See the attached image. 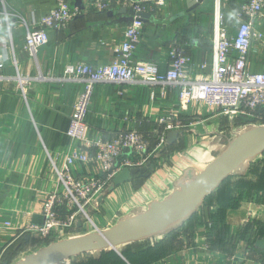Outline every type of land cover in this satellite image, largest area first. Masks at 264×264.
I'll use <instances>...</instances> for the list:
<instances>
[{
    "label": "crops",
    "instance_id": "obj_1",
    "mask_svg": "<svg viewBox=\"0 0 264 264\" xmlns=\"http://www.w3.org/2000/svg\"><path fill=\"white\" fill-rule=\"evenodd\" d=\"M189 1L165 0L151 12L152 17L144 22L135 58L156 62L161 71H166L168 51L179 44L191 58L190 75L209 78L216 69L219 28L225 24L235 29L238 10L247 0H204L192 11L188 10ZM56 4L57 0H0V62L4 63L0 68V264H13L11 259L22 255L27 243L30 249L44 244H30L40 238L19 229L42 221L44 194L58 183L51 158L61 166L65 154L78 147L67 131L83 85L58 78L68 64L100 66L112 62L128 24L123 19L130 17L128 11H121L123 4L98 10L87 0L79 5L73 0L75 16L65 29L50 32L49 42L35 59L26 48V34ZM4 9L7 15L1 13ZM254 31L260 36L253 41L248 67L262 72L264 11L255 21ZM40 74L55 79L37 78ZM19 76L30 78L24 90ZM179 102L178 89L164 86H95L86 115L87 137L91 140L136 129L148 138L153 149L160 119L174 114L187 126L174 130L180 132L177 139H167L148 163L122 168L105 195L95 201L96 208H90V213L97 215L94 223L80 216L70 234L57 233L53 241L107 229L124 215L164 199L186 169L203 170L243 130L242 125L232 122L231 133L226 132L222 126L225 115L204 109L197 102L181 109ZM263 166L264 154L244 173L229 177L178 228L122 246V253H133L130 259L119 252V257L104 258L101 251L82 254L66 263L90 264L95 259L98 264H264V173L258 170ZM92 169L93 165L77 164L73 170L87 175Z\"/></svg>",
    "mask_w": 264,
    "mask_h": 264
},
{
    "label": "built area",
    "instance_id": "obj_2",
    "mask_svg": "<svg viewBox=\"0 0 264 264\" xmlns=\"http://www.w3.org/2000/svg\"><path fill=\"white\" fill-rule=\"evenodd\" d=\"M87 1L98 10H109L119 3L132 7L136 13L152 12L165 4V0ZM263 11L264 0H247L238 10L235 29L221 25L215 43L216 69L209 78L190 75L191 58L179 44H173L168 51L166 71H161L156 62L137 60L135 52L144 25L138 15L127 24L112 62L100 66L84 62L66 65L58 80L83 85L67 131L78 147L65 154L61 166L51 158L57 173V187L44 194L42 221L28 223L19 229L21 233L53 240L57 233L70 234L80 216L94 223L90 208H96L95 201L105 195L122 168L148 163L167 143L168 132L187 126L174 114L160 119L161 128L153 149L148 138L136 129L121 131L111 138L91 140L87 137L86 115L97 84H142L178 89L181 109H186L190 102H197L204 109L228 116L233 122L245 121L242 127L264 125V71L253 72L248 67L253 41L260 36L254 31V23ZM1 13L6 14V10ZM75 14L73 0H57L56 6L41 17L38 26L28 29L26 48L31 57L36 59L40 48L49 42L50 32L65 29ZM3 66L0 62V68ZM37 78L55 79L42 74ZM29 79L19 76L23 90ZM77 164L93 165L94 169L87 175H79L73 170Z\"/></svg>",
    "mask_w": 264,
    "mask_h": 264
},
{
    "label": "water",
    "instance_id": "obj_3",
    "mask_svg": "<svg viewBox=\"0 0 264 264\" xmlns=\"http://www.w3.org/2000/svg\"><path fill=\"white\" fill-rule=\"evenodd\" d=\"M76 1L79 5L82 0ZM203 1L190 0L188 10H194ZM121 9L122 12L128 11L130 14L129 18L123 19L127 23H131L135 15L140 16L143 22L152 17L151 12L136 13L132 7L128 9L124 6ZM179 134V131L168 132V141H175ZM262 154H264V125H250L237 133L225 149L203 170L198 172L193 167L186 169L175 184V189L164 199L154 200L146 209L124 215L115 225L107 229H97L53 241L27 254L15 264H67L66 261L85 253L108 249L118 251L119 247L126 244L151 239L172 231L191 218L207 197L229 177L236 173H244Z\"/></svg>",
    "mask_w": 264,
    "mask_h": 264
},
{
    "label": "rangeland",
    "instance_id": "obj_4",
    "mask_svg": "<svg viewBox=\"0 0 264 264\" xmlns=\"http://www.w3.org/2000/svg\"><path fill=\"white\" fill-rule=\"evenodd\" d=\"M223 117H225V116H223ZM232 120L228 117V116H226V121L224 122V123H222V126H223V128H224V130L226 131V132H230L231 133V126H232ZM233 123H235V122H233ZM231 125V126H230ZM228 128H230V130H228ZM245 127H243L242 129H244ZM236 130H239V128H236ZM233 131H235V128L233 129ZM232 131V132H233ZM261 169V170H260ZM259 170V172L262 174V173H264V166L262 167V168H259L258 169ZM92 215V218L95 220V218L97 217V215L96 214H94V213H92L91 214ZM53 242V241H52ZM51 243V242H50ZM50 243H48V244H50ZM48 244H46L45 242H44V244L42 245V244H40V245H37V246H35L34 248H32V249H30V248H26L25 250H24V252L22 253V255L20 254V253H18V255L17 256H15V257H13L11 260H12V262H14L13 264H15L19 259H20V257L21 256H24V255H27V254H30V253H32V252H35V251H37L38 249H40L41 247H43V246H46V245H48ZM122 249L123 248H118V251L119 252H121L120 254L122 255V256H124V254L122 253ZM108 251H111V252H113L114 253V255H118L119 253H117V252H115L116 250L114 249V250H112V249H109ZM119 256V255H118Z\"/></svg>",
    "mask_w": 264,
    "mask_h": 264
},
{
    "label": "trees",
    "instance_id": "obj_5",
    "mask_svg": "<svg viewBox=\"0 0 264 264\" xmlns=\"http://www.w3.org/2000/svg\"><path fill=\"white\" fill-rule=\"evenodd\" d=\"M246 122L245 121H243V120H237L236 122H235V124L236 125H238V126H240V125H243V124H245ZM45 242L46 244H48V243H50V242H52L53 240H50V239H47V240H39V239H33V240H31V243L30 244H32V242L34 243V242ZM29 243H27L26 244V246H25V248H27L29 245H28ZM121 248V247H120ZM112 250H114V249H112ZM115 252H117V251H115ZM118 253V252H117ZM123 253H124V251H123ZM103 254H104V258H110V257H119L118 255L116 256V255H114V253L113 252H111V251H105L104 250V252H103ZM124 255L128 258V259H130V258H132V257H134V255H133V253L131 252V250H127L125 253H124ZM90 264H98L97 263V261L94 259L93 261H91L90 262ZM100 264V263H99Z\"/></svg>",
    "mask_w": 264,
    "mask_h": 264
}]
</instances>
